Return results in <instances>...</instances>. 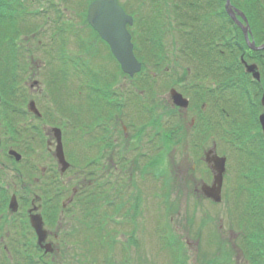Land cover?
Segmentation results:
<instances>
[{"label": "rangeland", "instance_id": "1", "mask_svg": "<svg viewBox=\"0 0 264 264\" xmlns=\"http://www.w3.org/2000/svg\"><path fill=\"white\" fill-rule=\"evenodd\" d=\"M70 1L71 6L64 4V2L69 4ZM92 1L7 0L6 4L12 8L0 9V87L25 93L16 103L15 114L7 113L6 107L0 105L3 130H13L12 122H15L17 130L22 133L18 122L38 121L23 111L30 100V95L24 90H28V82L31 83L33 80L42 83L40 89L44 92V99L41 100V96H36L35 99L38 108L44 114V119L40 121L45 123L47 132L54 127L63 130L66 139L71 138L70 118L67 114H72L73 120L79 121L90 112L93 114L92 119H96L94 115L101 110L102 104L90 93L91 90L88 92L84 87L81 89L82 82L89 81L100 92L104 91L111 82L112 90L125 92L126 95L125 126L128 130L127 135L132 136L133 140L128 138L125 140V176L121 179L125 182L132 176V180L129 183L127 180L125 186L122 185L121 199H116V206L121 202L123 204L122 213L112 217L111 211L105 208L101 209L104 211L97 212L96 206H102L104 199L106 200L104 193L92 197L90 195L86 199L87 204L76 200L67 210V220L64 222L61 240L54 241L58 252L52 256V261L46 258V264H264V219L263 216H259V210L264 212V179L262 178L264 142L259 140L260 146L257 144L259 135L262 136L259 123L257 124L258 111L259 114L262 112L260 97L257 100L254 95L251 96L246 91L242 92L245 99H241L237 106L236 100L233 99L232 102L228 94L227 108H224L226 113L219 119L218 115L213 113L216 110L217 94L199 92L203 82L209 85L203 77H212L213 71L217 69L216 55L211 54L209 50L206 51L210 53H199V44L214 38L216 26L219 24L216 10L222 9L221 1L197 0L198 8L182 9L188 18L184 20L185 25L183 24L182 27L175 18L174 0H160V2L159 0H119V4L126 12L135 17L131 34L135 48L138 50L137 57L143 63L146 74L135 79L124 78L120 74L106 47L89 31L90 26L86 16ZM208 2L212 3L211 8H206ZM232 2L245 12L255 31L263 29L264 0H256L257 8H253L252 0H232ZM52 3L62 6L61 10L68 7L66 13L56 15L50 12L44 18L39 16V9L50 8ZM57 17L60 21L56 19ZM55 19L65 32L59 37L53 31ZM150 19L151 21L153 19L154 33L163 48L159 60L153 58L154 55L151 56L150 49L146 51V57H143V53L139 50L140 47L143 48L145 42L142 41L144 20ZM68 23L73 27H68L66 25ZM224 26H227L226 23ZM33 30L41 34L36 37L30 36L29 31ZM73 31L74 35L75 31L82 36L85 35L83 38L85 43L103 53L104 61H100L96 53L92 56V60L101 63L99 68L103 66L110 69L111 72L106 78L95 81L92 76L91 80H87L88 75L81 76V72L76 70L77 65L72 62L66 67L62 66L63 71L61 70L58 77L54 78L60 63L51 58L53 51L48 58L43 52H48L49 44H52L50 46H54V49H58L57 42L62 37L66 38L69 47H64L65 51H75L74 46H77V41L73 39ZM22 33L24 35L21 36ZM20 36V46L17 48ZM37 37L44 39L43 48L38 49L37 42L40 39ZM52 39H55V42ZM83 40L80 38L79 42L83 43ZM72 42L75 45L71 44ZM185 45L189 46V50H184ZM147 46L153 48L150 43H147ZM22 49L29 53L28 56ZM34 49H41V52L32 55L31 51ZM192 51L197 52V57L192 56ZM67 55L75 58L76 62L82 61L80 57L83 55L80 53L76 52L74 56L69 51ZM157 62L158 66L155 65ZM19 63H22L21 66ZM40 65L43 66L41 70ZM29 66L31 75L24 72L25 67ZM33 72L39 73L40 76L31 77ZM240 75L238 72V77ZM83 77L87 81H83ZM3 78L5 84L1 83ZM144 79L149 83H143ZM104 80L108 81L104 83ZM18 84H20L19 89H17ZM172 88L184 90L181 93L190 100L191 105L187 112L179 113L177 109L171 107L169 91ZM250 88L251 92H258L257 88L252 89L253 86L248 85V91ZM152 90H156L155 103L152 106L147 105L145 109L139 108V101L140 103L144 101L142 92ZM34 92L38 91L35 89ZM51 93L55 95V101L49 96ZM253 98L255 108L250 106ZM204 103L206 107L202 109ZM151 107L155 108L156 112L152 114L163 126L158 129L156 125L153 145H148L147 138L144 137V128L148 121L146 111H150ZM233 110L237 111L238 116ZM57 111L67 114L63 115ZM192 117L195 118L194 124L191 121ZM220 120L225 123L237 120V124L225 125ZM129 121L134 124H128ZM134 125L137 133L141 131V135L135 134L132 127ZM242 125H246L247 128H241ZM148 129L151 130L150 127ZM206 129L214 136H219V139L213 140L212 136L204 139ZM149 134L150 132L146 134L147 137ZM22 137H26V133L23 132ZM48 140V137H45L44 144L38 146L36 158L26 154V163L41 161L40 158L38 159L39 155L42 159L50 157L46 144ZM82 141L83 144L86 143L85 138ZM30 142L29 144L34 145L32 141ZM232 142L240 144L239 149L236 144L235 149ZM213 143L216 144L217 151L222 150L223 154L235 160L231 163L230 172L225 174L223 200L220 204L207 202L200 191L202 185L209 183L213 175L205 163V153L214 147ZM68 150L69 145L66 151ZM50 151L54 153L53 148ZM70 159L67 158L68 162L74 165V171L70 178L62 177L63 187L72 189L76 184V173L79 178L82 174L90 178L92 176L100 184L103 179L106 180L103 176V163H101L103 161L91 162V167H88L90 160L85 159L82 162L83 159L77 160L75 157ZM112 181L113 178L111 185L116 182V180L114 183ZM0 184L7 183L2 180ZM234 190L237 195L233 194ZM108 191L109 195H112L111 198H116L114 193ZM129 197L132 199L128 200ZM64 198L65 195L62 196L61 201H64ZM106 213L110 218L105 215ZM243 230L248 232V238L254 237L257 241L253 240V243L242 241ZM16 263L17 261L13 264Z\"/></svg>", "mask_w": 264, "mask_h": 264}, {"label": "flooded vegetation", "instance_id": "2", "mask_svg": "<svg viewBox=\"0 0 264 264\" xmlns=\"http://www.w3.org/2000/svg\"><path fill=\"white\" fill-rule=\"evenodd\" d=\"M216 12L219 17V24L216 26V33L213 38L215 48V52L213 51V53L220 63L222 62V57H225L229 60V63H231L233 61L231 39L233 38L234 29L237 27L233 25L222 26L220 19L221 10H216ZM228 18L231 21L230 17ZM89 31L106 47L113 61L114 57L111 54L109 45L101 41L98 34L96 35L94 31L90 29ZM259 32L261 35L255 36L252 31V39L256 46L264 45V27L263 30ZM37 35V33L32 34L33 37ZM84 36L76 33L73 39H76L77 46L73 42L71 44L75 45V52L83 55V57H80L82 60L80 61L81 64L95 63V59L92 60V56L95 53L98 55L100 53L103 55V53L93 47L94 53L90 56L87 50L91 45L85 43L83 40ZM80 38L83 40V43L79 42ZM224 41L225 44H223ZM37 44L38 47L42 46L43 41L38 40ZM224 46L226 50H223L222 47ZM52 51L55 52L56 49H54V46H49L48 52H43V54L47 55L48 58ZM245 53L247 55V62L258 64L259 66L262 64V67H264V50L254 51L248 49ZM103 56L99 58L100 61H104L102 59ZM32 61H34V58ZM72 61L73 58L71 57L70 62ZM42 67L43 66L40 65V70ZM218 70L219 73L215 70L212 77H203V80L209 85L203 82L199 92H215L217 97L220 95L221 66L218 67ZM261 74L262 77H264V68L261 70ZM32 76L35 78L36 76H40V74H35L34 72ZM229 76H231V74ZM28 85L31 91L27 92L29 95L35 97V99L36 96H41V100L44 99L43 89H40L42 83L36 84L38 87L36 91L38 92H34V88L30 86L31 83L28 82ZM155 92L156 90L150 92L148 106H152V104L155 103ZM182 92H184V90H182ZM101 93V114L100 117H97V120L92 119L93 114L91 113L85 115V117L79 121H74L72 114H70V136L72 146L71 144L69 145V153L66 149L64 151L66 158L70 159L71 157H75L77 160H90L88 167H91V162L103 161L101 162L103 163V176L106 180L104 181L103 179L102 184L99 185L98 180L92 177L91 181L87 182L88 185L86 188L106 192L111 186V178H113L112 182L114 183L115 180L120 181L125 175V140H127V138L133 140V137L127 135L128 130L125 126V92H116L114 89L108 88ZM142 94H144L143 97L146 96L145 93ZM251 94L262 97L264 92H251ZM169 102L171 107L175 110L177 109L179 113L187 112L175 107L170 97ZM73 106L77 107L76 105ZM146 107L145 105L144 108ZM202 108L205 109V105H202ZM154 109L155 108L152 109V107L150 108L151 121L146 122L147 126L144 128V137L147 138L146 141L148 145H153V134H156V116L152 114V112H154V114L156 113ZM262 112H264V109H262ZM28 115L32 119L37 118L34 113L29 112ZM259 116L260 114L258 115V121ZM42 118L43 116L38 119L40 120ZM39 120L37 122H33V120L23 123L18 122V124H20L19 129H22V133L17 130L18 127H16L15 122H12L13 130L10 129L9 131L3 130V123H0V181L4 180L7 183L6 185L0 184V264H13L15 261H17L16 264H46L45 259L48 257H45L38 245L39 236L37 229L32 224V220L38 221V224L41 225V230L45 233V240L47 242H57L61 240L64 222L67 220V210L72 207L75 198L80 192L77 185H74L72 189H68L65 186L63 187V175L61 174L60 166L55 158V153L50 151L51 148L55 150L56 140L52 131L50 130L47 132L45 123ZM191 121L194 124L195 118L192 117ZM148 127H150L151 130L148 131ZM23 129L25 131H23ZM23 132L26 133V137H22ZM134 132L135 134L137 133L135 128ZM149 132V137H147L146 134ZM139 135H141V131L137 133V136ZM83 136L86 140L85 144L81 141ZM45 137L49 139L46 144L50 152V157L42 159L39 155L38 159L40 158L41 161L37 163H26V154L33 155V157L36 158L38 146L44 144ZM30 141H32L34 145L29 144ZM11 151H16L21 154L22 159L17 161V157L11 155ZM67 154L69 156H67ZM206 154L207 152L205 155ZM208 167L211 168L210 165ZM73 171L74 165L71 162V170L66 178H70ZM115 173H117V175H115ZM72 179L73 177L70 181H72ZM75 180H77V173L75 174ZM63 195H65V198L64 201H61ZM14 199L17 204H15V202L13 203ZM55 248L57 249V244ZM58 254H60V251Z\"/></svg>", "mask_w": 264, "mask_h": 264}, {"label": "water", "instance_id": "3", "mask_svg": "<svg viewBox=\"0 0 264 264\" xmlns=\"http://www.w3.org/2000/svg\"><path fill=\"white\" fill-rule=\"evenodd\" d=\"M225 8L228 14L237 22L239 26H241L245 35V40L249 47L257 49L254 47V43H250L249 25L247 24V26H243L236 18V14H239L247 22L244 14L239 13V11L232 7L231 0H226ZM88 20L90 25L100 34L102 39H104L110 45L111 51L119 61L123 72L132 77L135 74L140 73L142 70V65L138 62L134 55V46L131 41V35L127 30V25L133 24V18L128 16L118 5V0H96L90 5ZM245 67L247 73L252 74L254 79L258 81L260 80V74L257 72L256 66L245 64ZM171 97L176 106L181 108H187L189 106L188 100L184 99L183 96L177 93L175 90H172ZM262 103L264 105V98ZM30 108L31 110H35V104L31 103ZM260 121L264 132V114L261 116ZM54 132L58 143L56 156L60 164L63 165V171H65L68 169L69 164L65 161L61 141V131L55 129ZM18 159H20L19 155ZM215 161V168L218 172L215 178V185L213 187H204L203 191L208 198L219 202L221 200V187L223 182V173L225 171V159H220L217 157L215 158ZM32 224L37 229L39 245L45 249L46 254L52 253V245L44 244L46 236L41 230V225L38 224V221L34 220H32Z\"/></svg>", "mask_w": 264, "mask_h": 264}, {"label": "trees", "instance_id": "4", "mask_svg": "<svg viewBox=\"0 0 264 264\" xmlns=\"http://www.w3.org/2000/svg\"><path fill=\"white\" fill-rule=\"evenodd\" d=\"M220 1L222 3V10H223L224 0H220ZM252 1H253V8H257V2H256V0H252ZM174 2H176V3L179 4L174 9V12H175V15H176L175 18L178 19V23H181L182 24V27H183V24L185 25L184 20L185 19H188V18L187 17H184L185 15L183 14V10L182 9L187 10L188 8H190V9L198 8V5H196L198 1L197 0H174ZM190 2H191V4H189ZM194 2H195V4H193ZM6 3H7V0H0V9H10V8H12V6L9 7ZM211 6H212V4L208 2L206 8L207 7L211 8ZM147 23H150V21H147L145 23V25H147V26H145V28H144V31H143L144 37L142 39V41L144 40L145 42L143 44V48H139V50H141V52L143 53L142 54L143 57H146L147 56L146 51L148 49H150V51L152 52V55L151 56L154 55L153 58L156 57V56H157V58L158 57L161 58L162 57V53H163L162 45L160 43V40L157 39V37H156V35L154 33V26L151 25L152 23H150V25L147 24ZM155 26H156L157 29H159V26L158 25L155 24ZM147 43H150V45L153 48L148 47L147 46ZM242 43H243L242 39L240 37H238L236 39V47H237L236 48V51L238 53H240L244 49V44H242ZM185 50H188V48L185 49ZM155 51L158 52V53L157 54H154ZM196 55H197V52L196 51H192V56H196ZM238 56H239V54H238ZM236 58L238 59V57H236ZM227 72L228 73H233V72H236V70H235V68H230ZM1 81H2L1 82L2 84H5L6 83L4 78ZM233 82L235 83L233 85V86H235V88H238V89L239 88H242L240 86L238 87V85H240L239 79H233V80L230 81L227 77H224L222 79V87H223V89L224 88H228V86H227L228 83H233ZM229 89H230V87H229ZM8 94L9 93H8L7 89H4L1 86L0 87V99H2L1 104L5 105L7 103ZM159 128H160V126H159ZM261 216H263L262 219H264V215H261Z\"/></svg>", "mask_w": 264, "mask_h": 264}]
</instances>
